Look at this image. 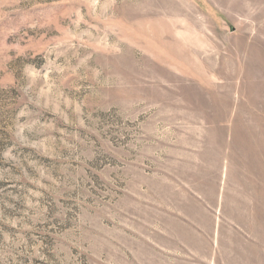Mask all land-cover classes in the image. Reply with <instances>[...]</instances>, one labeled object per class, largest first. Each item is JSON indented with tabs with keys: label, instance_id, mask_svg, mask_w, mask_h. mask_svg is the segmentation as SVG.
<instances>
[{
	"label": "rangeland",
	"instance_id": "obj_1",
	"mask_svg": "<svg viewBox=\"0 0 264 264\" xmlns=\"http://www.w3.org/2000/svg\"><path fill=\"white\" fill-rule=\"evenodd\" d=\"M0 264H264V0H0Z\"/></svg>",
	"mask_w": 264,
	"mask_h": 264
}]
</instances>
